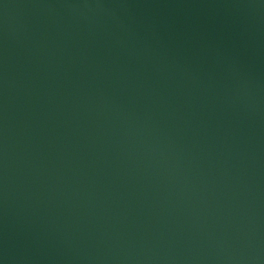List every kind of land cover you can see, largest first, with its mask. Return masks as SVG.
Segmentation results:
<instances>
[{"label": "water", "instance_id": "95a60500", "mask_svg": "<svg viewBox=\"0 0 264 264\" xmlns=\"http://www.w3.org/2000/svg\"><path fill=\"white\" fill-rule=\"evenodd\" d=\"M0 264H264V0H0Z\"/></svg>", "mask_w": 264, "mask_h": 264}]
</instances>
